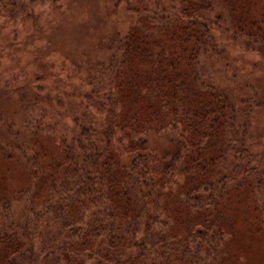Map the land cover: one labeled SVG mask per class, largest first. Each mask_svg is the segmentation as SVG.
Wrapping results in <instances>:
<instances>
[{"label": "trees", "instance_id": "trees-1", "mask_svg": "<svg viewBox=\"0 0 264 264\" xmlns=\"http://www.w3.org/2000/svg\"><path fill=\"white\" fill-rule=\"evenodd\" d=\"M111 2L135 20L79 84L15 89L20 122L0 113V264H237L248 243L264 264V105L212 72L222 39L264 45V0Z\"/></svg>", "mask_w": 264, "mask_h": 264}, {"label": "rangeland", "instance_id": "rangeland-1", "mask_svg": "<svg viewBox=\"0 0 264 264\" xmlns=\"http://www.w3.org/2000/svg\"><path fill=\"white\" fill-rule=\"evenodd\" d=\"M15 2L13 8L0 6V113L16 123L20 122L17 117L21 112L15 89L33 84L61 95L59 91L76 87L81 77L79 64L98 58L105 45L102 39L115 32L123 34L135 20V14L126 11L122 4L111 11V0ZM221 41L225 55L212 70L213 75L220 77L226 89L255 104L254 107L256 103L264 105V45ZM262 110L252 114L249 128L252 164L259 167H264ZM4 132L0 123V138L5 136ZM171 139L165 135L154 137L152 147L166 155L175 149ZM248 244L249 251L254 249L253 243ZM249 251L240 252L243 258H238L237 264L257 260V255ZM41 257L37 256L35 264H52Z\"/></svg>", "mask_w": 264, "mask_h": 264}]
</instances>
